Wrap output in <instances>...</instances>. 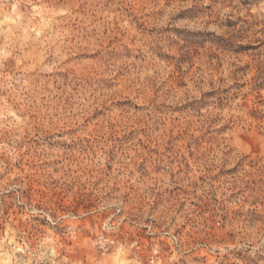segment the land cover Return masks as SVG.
I'll return each instance as SVG.
<instances>
[{
	"label": "rangeland",
	"instance_id": "obj_1",
	"mask_svg": "<svg viewBox=\"0 0 264 264\" xmlns=\"http://www.w3.org/2000/svg\"><path fill=\"white\" fill-rule=\"evenodd\" d=\"M0 264H264V0H0Z\"/></svg>",
	"mask_w": 264,
	"mask_h": 264
}]
</instances>
